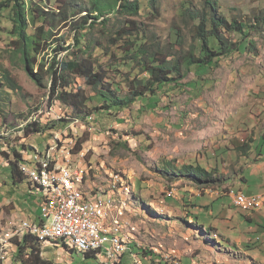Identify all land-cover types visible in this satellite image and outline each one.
Here are the masks:
<instances>
[{
  "label": "rangeland",
  "instance_id": "374dc122",
  "mask_svg": "<svg viewBox=\"0 0 264 264\" xmlns=\"http://www.w3.org/2000/svg\"><path fill=\"white\" fill-rule=\"evenodd\" d=\"M157 1V11L152 12L149 6H145L148 11L145 13L143 8L141 14L135 18L147 28L149 42L166 47L176 57L187 54L198 43L196 38L198 21L193 15L203 11V8L212 11L207 1L214 0ZM216 1L229 18L246 20L248 25L255 26L250 28L249 38L257 43L258 49L236 52L224 57L220 65H214L207 73L198 72L196 67L187 69V66H184V75L180 77L179 84L174 89L169 88L167 92L159 90L150 101H147L150 96L141 97L121 110L101 109L89 115L87 119L74 120V124H69L65 128V124L62 123L60 126L63 127L55 130L51 139L47 133L27 135L22 131L30 120L41 122L55 120L52 114L55 105L48 112L43 110V105L37 111L34 109L42 102L46 104L49 91L40 88L31 78L20 55L10 52L8 43L11 40L10 31L14 22L10 9H0V72L3 68L10 70L20 86L16 90L7 86L0 88V199L15 195L20 201L26 202L33 211H38L41 197L28 192V182L14 185L3 152L11 153L14 147H19L23 151L24 145L27 147L37 145L44 149L48 141L60 139L64 142V150L68 151L72 147L73 154L71 156L63 154L61 148L58 163L72 167L74 162H67V159L79 158L81 165L78 170L82 171L85 164H88V169L92 171V183L82 184L80 176L77 177V186L85 194H90L96 186L108 184L117 173H120L126 182L125 186L130 187L129 195H125L123 189L110 193V198L117 196L118 206L111 204L107 214L98 221L117 226L125 234H132L136 240L132 246L138 254L135 257L136 264H146L141 254L144 248L153 252L175 253L176 248L172 247L171 241L168 242L170 237L165 236V233L168 231L169 234L179 235L180 232L169 231L171 225L168 223L179 222V230L187 231L190 227L183 222L188 216L190 220L197 215L200 224H205L207 229L211 225L217 226L223 234L229 228L237 231L236 225L240 221L245 222V215L241 211L229 210L219 198L199 195L198 184L183 174L172 180L158 170L159 166L167 161L174 162L180 168L184 165H200L212 171L203 183L212 187L226 161L237 155L242 129H254L261 125L260 130H264V19H262L264 0ZM184 2L190 6V14H185ZM49 4L56 6L57 3L56 0H51ZM216 13H219V9ZM109 16L112 19L108 27L116 29L121 20L115 19L114 15ZM101 20L103 18L99 21ZM101 28L95 25L88 37H98ZM59 33L61 34L58 36H66L69 45L75 42L78 31L63 27ZM91 33L94 34L90 35ZM227 36L231 41L240 38L239 34ZM105 43H108L107 40ZM66 54L67 52L61 54L60 58ZM102 60L111 61V58L104 56ZM110 67L121 68L122 71L114 70L110 76L122 84V91L127 94L131 89L130 79L139 69L129 73L128 67L119 64L116 59L111 62ZM145 76V73L137 74L140 78ZM198 81L201 83H197ZM6 90L9 93H5ZM57 110L61 116L68 117L64 112L69 110L64 106L57 105ZM78 140L84 142L80 153L77 148ZM252 148L254 153L255 147ZM239 152L243 153V150L239 149ZM26 160H32V155ZM172 187L180 189L179 198L167 196V189ZM192 188L195 189L197 196H201L197 197V203L203 204V207L190 212L191 199L196 198L195 193L191 192ZM119 194L124 197L119 198ZM208 206L211 208L210 212L206 210ZM124 209V217L129 225L122 223L121 215ZM227 215H231V219L236 221L234 227L225 224L223 219L228 217ZM211 238L215 239L214 236ZM59 241L60 243H45L43 256L50 259L52 264L99 263L97 257L87 258L83 252L78 251L72 253L65 247L63 240ZM136 242H141L143 246L138 247ZM217 242L223 246L228 245L222 237L217 239ZM72 247L77 248L74 244ZM123 263H126V259Z\"/></svg>",
  "mask_w": 264,
  "mask_h": 264
},
{
  "label": "trees",
  "instance_id": "16d2710c",
  "mask_svg": "<svg viewBox=\"0 0 264 264\" xmlns=\"http://www.w3.org/2000/svg\"><path fill=\"white\" fill-rule=\"evenodd\" d=\"M49 1L51 0H0V9H10L11 19L14 22L10 31L11 40L8 43L10 52L13 51L20 55L31 78L40 88L49 91L46 104L42 102L34 109L37 111L43 105V110L48 112L55 104L61 105L69 110L64 113L75 120L87 119L89 115L101 109L121 110L129 107L141 97L150 96L147 100L150 101L159 90L163 89L167 92L169 88L174 89L179 84L180 77L184 75V66H187V69L196 67L198 72L207 73L214 65H220L224 57H229L236 52L258 49L257 43L249 38L250 28H255V26L248 25L246 20L229 18L220 5H217L216 0L207 1L212 11L203 8V11L193 15L198 21L196 33L198 43L187 54L180 57H176L166 47L149 42L147 28H144L143 24L135 18L141 14L145 6H149L152 12L157 11V0L142 2L141 0H86L85 2L84 0H56V6L50 5ZM183 5L186 7L185 14H190L191 9L187 6V2ZM218 9L219 13H216ZM144 11L146 13L148 10L144 8ZM109 15L112 17L114 15L115 19L121 20L116 29L108 27L112 19ZM101 18L103 20L99 21ZM95 25L102 27L98 37H88ZM63 27L78 31L73 44H67L66 36H58ZM229 34H239L240 38L231 41L227 36ZM65 52L67 54L60 58V55ZM104 56L110 57L111 61L103 62L102 57ZM114 59L119 61V64L128 67L129 73H132L134 69L135 71L139 69L130 79L131 89L127 94L123 93L122 84L110 76L114 70L122 71L119 67L118 69L110 67ZM139 73H145L146 76L137 77ZM2 86H7L12 90L20 88L17 79L7 68H3L0 72V88ZM5 93L9 91L6 90ZM68 121L66 118L51 122L30 120L22 131H25L27 135L47 133L50 134L51 139L55 130L63 127L60 125ZM68 125L66 124L64 128ZM57 141L59 144L63 143L60 139ZM50 142L44 149L38 147L40 151L44 152ZM83 144L82 140H78L77 148L80 150ZM248 145L247 142V147ZM243 148L246 149V146H239V149ZM34 151H36V146L24 145L23 151L19 147H14L11 153L3 152L8 161V170L14 185L24 182L32 185L22 166L31 163L26 158ZM37 154L43 153H36L35 156ZM158 170L172 180H176L183 174L198 184V187L212 174V171L200 165H184L180 168L172 161L163 162ZM90 172H92L91 169ZM222 178V176L215 178V184ZM167 196L175 198V193H167ZM135 197L138 199L136 195ZM183 224L190 228L195 227V224L188 219H185ZM59 240H63L64 243H62L72 253L80 252L69 247L66 239L60 238ZM59 240L52 243H60ZM11 242L16 247L13 255L14 263L52 264L50 259L43 256L45 243L35 234L27 231L22 237L18 235L12 237ZM143 251L141 254L144 256L142 258L144 262L149 261L146 254L148 253L153 254L152 258L155 255L160 258L159 260L151 259L152 264H155V261L162 263L161 260L175 264L164 260L162 254H157L147 248ZM83 254L87 258L97 257L92 252ZM130 258L133 264L135 260L131 255ZM0 264H2L1 257ZM99 264H101L100 259Z\"/></svg>",
  "mask_w": 264,
  "mask_h": 264
},
{
  "label": "crops",
  "instance_id": "0c3cea01",
  "mask_svg": "<svg viewBox=\"0 0 264 264\" xmlns=\"http://www.w3.org/2000/svg\"><path fill=\"white\" fill-rule=\"evenodd\" d=\"M260 126L254 129H242L243 133L240 134L239 138L241 144L237 147V155L231 160H227L223 169L219 170L220 176L223 177L222 180L210 187V191L203 195H210L214 199L219 198L229 210L241 211L245 215V222L240 221L236 225L237 231L234 228L226 229L225 234L221 233L220 228L217 226L211 225L207 229L205 224H200L197 215H192L193 219L189 220L193 221L192 223L195 224V227H191L187 231L179 230V222L168 223V225H171L169 226V231L178 230L180 232L179 235H174L166 231L165 236L170 237L168 242L171 241L172 247L176 248V252L181 258V264H264V209L251 213L240 210L234 206L230 195L232 191H243L250 194L264 192V130H260ZM247 142L249 144L248 147ZM243 145L246 146V149L243 148V153H240L239 146L243 147ZM253 146L255 147L254 153H252L254 151ZM44 152H41L38 148L36 153L44 154ZM28 161L32 163V160ZM34 162L33 167L35 165ZM28 181L30 182L29 178ZM194 190L192 188L191 192L193 193ZM41 191L36 186L29 185L28 192L41 197L38 211H33L26 202L20 201L15 195L0 199V239L16 236L23 221L41 223L39 222L41 221L40 210L41 204L44 203V192ZM197 197L201 196L196 195V198L191 199L190 212H193L192 210L196 208L203 207V204L197 203ZM206 210L210 212L211 208L208 206ZM186 213L189 214V211ZM227 216L223 219L225 224L228 223L234 227V222L236 221L231 219V215ZM23 234L17 235L22 237ZM211 236H214L215 239H212ZM221 237L225 238L228 245L223 246L217 242V239ZM10 243V247H8L9 256L3 259L0 254L2 264H16L12 261V258L14 260L13 255L16 247L12 244L11 239ZM67 245L71 247L70 244ZM129 253L126 254V262L127 264H132ZM161 261L162 263L155 261V264H171L167 261ZM145 262L150 263L151 261Z\"/></svg>",
  "mask_w": 264,
  "mask_h": 264
},
{
  "label": "bare ground",
  "instance_id": "6f19581e",
  "mask_svg": "<svg viewBox=\"0 0 264 264\" xmlns=\"http://www.w3.org/2000/svg\"><path fill=\"white\" fill-rule=\"evenodd\" d=\"M61 148L65 152L64 142L59 144L58 141L54 140L50 142V145L45 150L44 154H37L34 157L36 160V166L34 168H23L22 166L23 170L27 173L29 180L32 182V185L41 189V192H44V203L47 200L54 198L56 194L63 197L71 196L73 202H80L83 207H90V215H100L101 213H104V216L107 214L108 207H110L111 204L118 206L117 196L110 198L111 192H118L119 189H123L125 195L130 194V187H128V185L125 186L126 182L122 179L120 173H117L108 184L95 187L93 190L95 195L92 197L93 205L91 206V197L80 195L85 193L77 186V177L79 173H69L68 188L65 183L57 182L56 179L64 178L67 175V171H79L78 168L81 165L80 160L79 162H74L72 167L60 165L58 159L59 150ZM80 152L81 151L78 153ZM66 154L71 156L73 154V148L71 147L70 150L66 151ZM52 167H54V178H50ZM120 197L123 198L124 196L119 194V198ZM119 201L121 200L119 199ZM46 224H50V215H43L42 223H33V226L20 227L17 234L29 231L38 236L44 243L64 238L66 239V243L70 244L71 247L72 244H74L77 247L76 249L80 252H92L100 259V261L101 255L106 253L108 257L107 264H119L120 262H123L125 254L130 252L129 254L134 258V263L136 264L135 257L138 254L132 246V243L136 240H134L132 234H125L117 226H111L107 222H99L98 220H95L94 234L95 236L101 237L100 239H93L86 233H67V231H55V233L41 234L39 230H46ZM104 229H107L106 233H104ZM52 230H59V223H52ZM136 245L138 247L143 246L141 242H136ZM8 247H10V238H1L0 254L3 259H6L7 256H9ZM123 251L125 254L122 253ZM155 253L162 254L164 260L175 261V253L171 251L167 254L162 251H155ZM152 257L153 254H151L150 259H160L158 255H155L154 258Z\"/></svg>",
  "mask_w": 264,
  "mask_h": 264
},
{
  "label": "built area",
  "instance_id": "2783aa9c",
  "mask_svg": "<svg viewBox=\"0 0 264 264\" xmlns=\"http://www.w3.org/2000/svg\"><path fill=\"white\" fill-rule=\"evenodd\" d=\"M55 117V120L60 121L64 118L68 119L66 124H74V120L69 117L61 116L60 112L58 113L57 105L55 104V111L52 113ZM91 126H93L91 124ZM66 135V134H64ZM38 150V146H36V151L32 154V163L31 164H23V168H33V159ZM63 154H66V150ZM67 162H79V158L67 159ZM69 173H79L80 179L83 183H92L91 182V172L88 169V164H85V169L82 171H67V175L62 179H56L59 183H65L67 188L69 187L68 183V175ZM50 178H54V167L51 168ZM166 193H175V198L179 197L180 190L176 189H167ZM205 193V189L200 190L198 192L199 195H203ZM87 195L91 197V206L92 203V195H95L93 191L90 194H80ZM232 196L233 204L236 208L243 210L245 212H252L264 209V192L257 194H250L243 191H232L230 193ZM41 222L43 215H50V224H46V230H39L41 234L43 233H55V231H67L69 232H77V233H86L93 239H100L101 236H95L94 234V226L95 220H101L104 213L100 215H90V207H83L80 202H73L72 197H63L59 194H56L54 198L47 200L44 204H41ZM125 209L122 210V223H126L129 225L124 217ZM52 223H59V230H52ZM33 226V222L23 221L20 227ZM107 232V229H104V233ZM140 251V250H139ZM144 252V251H141ZM122 253L125 254L123 251ZM146 253V252H145ZM147 254V258L150 260L151 254ZM125 259H127L125 254ZM108 257L106 253L101 255V264H107ZM181 259L178 254L175 252V264H179ZM119 264H127L120 262Z\"/></svg>",
  "mask_w": 264,
  "mask_h": 264
},
{
  "label": "clouds",
  "instance_id": "9594fccd",
  "mask_svg": "<svg viewBox=\"0 0 264 264\" xmlns=\"http://www.w3.org/2000/svg\"><path fill=\"white\" fill-rule=\"evenodd\" d=\"M204 186V187H203ZM176 187V186H175ZM206 187V189L208 190V191H210V186L208 187V186H206V185H203V184H201V186L200 187H197L198 189H203V188H205ZM178 188V187H177ZM179 189V188H178ZM180 190V189H179ZM193 193H195V192H193ZM207 193V192H206ZM205 194V193H204ZM203 194V195H204ZM195 195H196V193H195ZM203 195H201V196H203ZM179 196H180V193H179ZM171 198H174V197H171ZM179 198V197H178Z\"/></svg>",
  "mask_w": 264,
  "mask_h": 264
}]
</instances>
